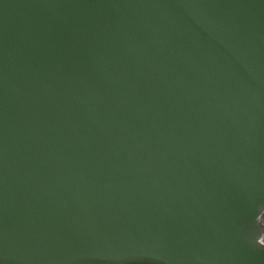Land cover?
I'll return each mask as SVG.
<instances>
[{
	"label": "water",
	"instance_id": "obj_1",
	"mask_svg": "<svg viewBox=\"0 0 264 264\" xmlns=\"http://www.w3.org/2000/svg\"><path fill=\"white\" fill-rule=\"evenodd\" d=\"M0 264H264V0H0Z\"/></svg>",
	"mask_w": 264,
	"mask_h": 264
}]
</instances>
